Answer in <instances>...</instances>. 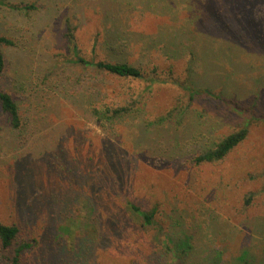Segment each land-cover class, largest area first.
Listing matches in <instances>:
<instances>
[{
  "label": "rangeland",
  "instance_id": "374dc122",
  "mask_svg": "<svg viewBox=\"0 0 264 264\" xmlns=\"http://www.w3.org/2000/svg\"><path fill=\"white\" fill-rule=\"evenodd\" d=\"M2 1V87L28 132L0 109V223L19 229L0 264L27 243L19 264H264V0ZM73 44L145 78L72 66Z\"/></svg>",
  "mask_w": 264,
  "mask_h": 264
},
{
  "label": "trees",
  "instance_id": "16d2710c",
  "mask_svg": "<svg viewBox=\"0 0 264 264\" xmlns=\"http://www.w3.org/2000/svg\"><path fill=\"white\" fill-rule=\"evenodd\" d=\"M5 2L0 0V6H4ZM12 9L17 10H26V11H35L37 7L35 5H24L19 7L12 6ZM71 41V40H70ZM74 45V59L69 60V64L72 66H84L90 67L100 72L106 73L108 75L124 78V79H144L145 74L142 69L128 64L126 62H115V61H102L96 59H86L79 54V50L76 45ZM15 46L14 42L0 34V109L2 114L5 116L7 120V125L12 132H17L21 135H24L28 132V124L22 118L20 112V105L18 102V98H16L12 93L7 92L2 87V79L7 70V58L4 53V48ZM153 81V80H152ZM193 96V95H192ZM94 114L98 121H104L110 123L118 117L123 116L128 113L127 107H120L111 109L110 107H105L102 109L95 108ZM249 135V131L247 128H243L240 131L234 132L224 139H222L219 143L213 146L206 151H204L201 155H199L195 162L200 164H212L222 162L230 155L232 151H234L237 147H239ZM131 211L141 217L147 225H151L153 222V218L155 216V211H144L136 204L127 202ZM19 234V229L16 226H7L0 223V243L1 247L4 250L11 248L14 245L15 240L17 239ZM190 238L187 237L185 240L180 241L176 244V249L178 251H190L192 246L190 245ZM31 244H23L19 246L15 250V256L13 259L14 264H19V260L21 258V254L24 250L31 248ZM186 253V252H185Z\"/></svg>",
  "mask_w": 264,
  "mask_h": 264
}]
</instances>
